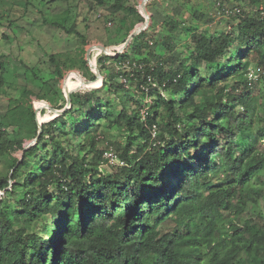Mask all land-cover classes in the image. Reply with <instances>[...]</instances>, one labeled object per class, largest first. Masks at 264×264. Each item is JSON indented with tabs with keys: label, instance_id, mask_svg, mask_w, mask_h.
<instances>
[{
	"label": "trees",
	"instance_id": "obj_1",
	"mask_svg": "<svg viewBox=\"0 0 264 264\" xmlns=\"http://www.w3.org/2000/svg\"><path fill=\"white\" fill-rule=\"evenodd\" d=\"M130 1H109L107 15L128 10L143 21ZM237 1L253 8L231 16L236 28L210 34L189 23V54L174 55L169 69L158 40L175 52L188 10L173 6L153 44L152 15L123 53L98 55L103 84L72 93L71 108L44 122L20 159L16 152L39 132L31 97L57 109L67 103L55 54L50 79L27 67L39 90L24 86L0 114V264H264V0ZM191 17L213 22L198 9ZM67 32L83 36L75 25ZM127 60L144 64L130 77L135 88L121 80ZM138 91L151 101L137 100ZM107 126L121 139L104 150ZM112 147L123 164H109Z\"/></svg>",
	"mask_w": 264,
	"mask_h": 264
},
{
	"label": "rangeland",
	"instance_id": "obj_2",
	"mask_svg": "<svg viewBox=\"0 0 264 264\" xmlns=\"http://www.w3.org/2000/svg\"><path fill=\"white\" fill-rule=\"evenodd\" d=\"M109 1L111 0H107L104 6H100L92 5L93 0H0V59L5 62L4 71L0 68V73L3 72L2 80L4 81L0 84V114L7 110L10 98L21 96V89L24 86L35 92L39 90L38 84L35 83L34 74L27 70V67L33 68L35 73L44 80L52 77L54 64L50 61L51 54H55L56 58L63 64L64 76L58 80V84L62 89L64 87L75 89L86 85L84 78L89 79L87 76L90 75V71L84 65L83 59H86L87 50L92 45L102 44L109 47L111 52H115L122 44L119 42L123 39L125 33L129 29L134 30L145 21V17L141 13V0H131L130 4L138 7L139 13L144 17L143 21L139 19L137 14H130L128 10H123L114 16L107 15V9L110 6ZM149 2H151L150 9L147 4L148 11L151 14L149 27L153 23L152 15H154L156 23V26H152L149 30L147 37V40H151V44L157 42L162 34H166L167 27L164 19L175 3H185L188 10L187 18L189 20L177 30L174 39L178 46L176 51L172 53L167 47H163V40H158L160 47L157 51L160 55L168 58L166 63L168 69L172 65L171 59L174 55L183 57L189 54L191 47L190 34L187 30L189 23L197 24L200 30H207L211 34L220 31H232L239 22V19L226 16L213 18L214 6H212V0H191L190 3L185 2V0H151ZM239 5L246 11L253 8L246 2ZM195 9L204 12L206 19L212 17L213 22L206 24L192 18L191 12ZM58 23L64 25L66 29L57 26ZM73 25L76 26V31L83 35L82 37L76 32H67V29ZM234 51L232 49L229 54H234ZM100 53L98 49L91 52L92 60L97 66V58ZM136 57L141 58L142 56ZM253 65L250 66L251 70L254 69ZM89 68L92 71L90 66ZM92 72L94 73V71ZM74 73H79L80 76ZM68 75H70L69 78L64 81ZM255 78L253 77V79ZM101 85V78L89 84V86L97 87ZM126 85L135 88L136 82L131 81ZM87 88L90 87L85 86L83 89ZM31 98L34 106L42 107L46 105L44 100H39L35 96ZM136 99L142 101L145 97L138 91ZM145 101L147 103L151 99L146 98ZM113 102L118 107V100L115 99ZM42 110L46 111L42 112ZM54 115L55 113L45 107L40 111L39 120L47 122L53 119ZM101 124L102 127H106L107 122L103 120ZM103 135L106 139L100 143V148L104 150L111 147L107 140L117 141L121 139V134L115 126H107V132ZM33 140L31 139L26 143ZM73 145L75 146L74 142ZM15 155L21 158L22 151L16 152ZM1 165H3V175H6L8 164L2 162ZM102 169L110 170L109 164H103ZM223 176V174L220 175L221 178Z\"/></svg>",
	"mask_w": 264,
	"mask_h": 264
},
{
	"label": "water",
	"instance_id": "obj_3",
	"mask_svg": "<svg viewBox=\"0 0 264 264\" xmlns=\"http://www.w3.org/2000/svg\"><path fill=\"white\" fill-rule=\"evenodd\" d=\"M149 1H151V0H141V3H140L141 9H142V12L141 13L145 17V21L143 22V24H141L140 26H138L134 30H132L131 33L129 34V36L127 37L126 41L124 43H122L119 46V48H117L115 50V52H111V50H110L109 47H107L105 45H102V44L92 45L87 50L86 60L88 61V64L91 67L92 71H94V73H95V79L94 80H89V79H85L84 78L85 83H86V85H85L86 87L97 88V86H89V84L92 83V82H94L95 80H97L99 78H101L102 81H103V75L101 73V70L97 66V64L95 62H93L92 57H91V52L93 50L98 49V50H100L101 53H105V54H108V55H111V56H118L120 53H123L125 50H127L129 48L131 42L133 41V39L138 34H140L141 32H143L144 30H146L149 27V25H150V22H151V14L149 13L148 8H147V4H148ZM85 86H80V87H77L75 89H67L65 87L63 88V92L65 93V96H66V99H67L66 106L63 109H57V108L53 107V105L50 102L46 101V100H44L45 103H46L45 106H42V107L34 106L35 113H36V119H37L38 124H39L38 136L33 141L25 144L24 149L22 150V157L20 159L23 158L24 153H25V150H27L29 147L33 146L38 141V138H39L41 132L43 131V123L45 121L41 122L39 120V114H40L41 109H43V108L46 107L51 112L55 113L56 116H54V118L57 117V116H59V115H61V114H63L65 111H67L68 109H70L71 106H72V98H71L72 93L82 90L83 88H85ZM11 177H12V172L10 173V181H12L11 180ZM3 194H4V191H2L0 193V195H3Z\"/></svg>",
	"mask_w": 264,
	"mask_h": 264
},
{
	"label": "built area",
	"instance_id": "obj_4",
	"mask_svg": "<svg viewBox=\"0 0 264 264\" xmlns=\"http://www.w3.org/2000/svg\"><path fill=\"white\" fill-rule=\"evenodd\" d=\"M237 0H217L214 6V12H213V18H222V17H231L233 15L239 14L242 12V7L239 4H242V1L240 3ZM261 14L264 18V6L261 5L259 7ZM122 67L125 72H127L128 76L123 75L121 77V80L123 83L128 84L130 82V77L135 75V72L139 71L142 72L144 70V64L139 63L135 60H127L122 64ZM262 71V70H261ZM249 77L252 79L253 77L258 76V74L255 72V70H249L248 73ZM149 81H151V78L149 77ZM156 85V84H155ZM145 89H148L146 86ZM146 109L141 110V114L143 117H145ZM154 135L157 133V126L155 125L153 128ZM114 150L110 149L105 152V157L108 159L109 164H123V161H120L118 158L116 152H113Z\"/></svg>",
	"mask_w": 264,
	"mask_h": 264
},
{
	"label": "crops",
	"instance_id": "obj_5",
	"mask_svg": "<svg viewBox=\"0 0 264 264\" xmlns=\"http://www.w3.org/2000/svg\"><path fill=\"white\" fill-rule=\"evenodd\" d=\"M169 1V0H168ZM171 1V0H170ZM185 2H188V3H190L191 2V0H185ZM175 5H177V3H175L173 6H175ZM172 6V7H173ZM168 14L170 15V16H173V13H172V8H171V11L170 12H168ZM102 84H103V81H102ZM100 87V86H99Z\"/></svg>",
	"mask_w": 264,
	"mask_h": 264
},
{
	"label": "bare ground",
	"instance_id": "obj_6",
	"mask_svg": "<svg viewBox=\"0 0 264 264\" xmlns=\"http://www.w3.org/2000/svg\"><path fill=\"white\" fill-rule=\"evenodd\" d=\"M74 74H76V75L80 76V74H79V73H74ZM69 76H70V75H68L64 81H67V79L69 78Z\"/></svg>",
	"mask_w": 264,
	"mask_h": 264
}]
</instances>
